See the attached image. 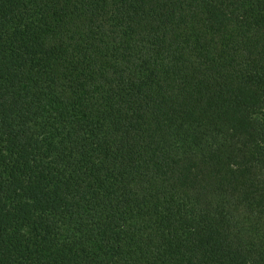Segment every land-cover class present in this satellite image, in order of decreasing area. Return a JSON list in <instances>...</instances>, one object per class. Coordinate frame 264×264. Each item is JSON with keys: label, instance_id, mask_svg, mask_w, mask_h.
Here are the masks:
<instances>
[{"label": "trees", "instance_id": "1", "mask_svg": "<svg viewBox=\"0 0 264 264\" xmlns=\"http://www.w3.org/2000/svg\"><path fill=\"white\" fill-rule=\"evenodd\" d=\"M0 264H264V0H0Z\"/></svg>", "mask_w": 264, "mask_h": 264}]
</instances>
